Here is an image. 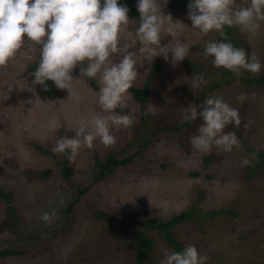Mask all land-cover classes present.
Listing matches in <instances>:
<instances>
[{
    "label": "rangeland",
    "instance_id": "374dc122",
    "mask_svg": "<svg viewBox=\"0 0 264 264\" xmlns=\"http://www.w3.org/2000/svg\"><path fill=\"white\" fill-rule=\"evenodd\" d=\"M249 2L236 0V5ZM165 12L177 19L179 30L174 37L165 33L162 43L188 44V57L176 66L159 55L148 61L135 35L139 19H131L120 44L137 60L133 87L143 89L153 68L159 66L147 101L137 103L129 90L116 111L135 115V123L114 128V144L97 140L93 148L83 147L71 160L53 148L61 136L75 134L82 116L103 114L97 99L98 78L76 79L71 92L50 81L57 94L54 99L41 85L30 91V74L38 65L40 50L30 41L0 66V188L11 195L17 213V220L12 215L7 219V202L0 197V250L24 251L0 257V264H138L142 234L155 241L149 264H159L165 250H175L164 232L127 222H168L189 210L195 211L192 218L172 227L183 248L194 244L208 257L206 264H264V161L257 156L264 154V85L248 87L243 78L249 72L242 70L238 75L215 67L211 57L204 58L205 42L222 38L215 31L202 34L191 27L187 4L174 7L168 0ZM229 28L227 38L237 39L239 47L264 62V21L256 35L239 26ZM79 67L74 76H79ZM201 72L209 83L192 90L190 78ZM263 74L264 68L257 73ZM241 92L247 99L237 101ZM211 95L223 96L239 107L241 125L230 124L224 131H236L240 150L226 152L214 146L208 153L196 151L189 136L197 131L200 120L180 131L185 121L182 110ZM22 100L34 103L22 108ZM110 153L118 160L132 159L104 180H95L100 172L95 155L105 159ZM244 156L252 163L243 165ZM66 168L72 171L70 177L64 175ZM78 198L77 207L67 212ZM53 208L57 214L52 222L42 221L41 212Z\"/></svg>",
    "mask_w": 264,
    "mask_h": 264
},
{
    "label": "clouds",
    "instance_id": "9594fccd",
    "mask_svg": "<svg viewBox=\"0 0 264 264\" xmlns=\"http://www.w3.org/2000/svg\"><path fill=\"white\" fill-rule=\"evenodd\" d=\"M167 4L168 0H137L139 24L135 35L148 61L159 55L176 66L188 57L190 46L162 43L165 33L174 37L179 30L177 19L165 12ZM187 8L191 27L202 34L215 31L222 38L206 41L203 49L204 58L211 57L215 67L238 75L243 71L257 74L264 68L260 57L234 45L225 31L226 27L239 26L241 31L256 35L264 21V0H250L240 6L236 0H188ZM128 13V6L120 0H0V66L7 65L26 41L40 46L38 65L30 74L32 87L27 89L33 91L36 85L48 89V81H53L58 89L71 92L76 79L98 78L97 99L103 114L82 116L75 134L61 136L53 148L70 160L83 147L93 148L97 140L114 144L113 129L131 127L136 121L135 115L116 111L138 77L135 54L120 44L121 33L131 21ZM120 53L114 60L113 56ZM78 65L79 76H74ZM208 83L203 72L194 73L189 86L196 90ZM246 99L243 92L236 96L237 101ZM25 103L34 101L22 100L20 106L24 108ZM181 116L185 121H202L189 136L196 151L208 153L214 146L226 152L241 149L236 131H224L230 124L241 125L240 109L223 96L211 95L201 103H191ZM251 163L249 156L242 158L243 165ZM56 214L55 208L44 210L40 219L51 223ZM207 260L194 244H188L180 251L165 250L159 264H206Z\"/></svg>",
    "mask_w": 264,
    "mask_h": 264
},
{
    "label": "trees",
    "instance_id": "16d2710c",
    "mask_svg": "<svg viewBox=\"0 0 264 264\" xmlns=\"http://www.w3.org/2000/svg\"><path fill=\"white\" fill-rule=\"evenodd\" d=\"M169 1L171 2V5H173L174 7H177L178 4H182V5L188 4V0H169ZM120 2L124 3L128 6V8H129L128 15H129L130 19H132V20H136V19L138 20L139 19V13H138L137 8H136L137 0H120ZM228 28L229 27H227V29H225V31H228L227 34L229 36L231 34V32H230V28L229 29ZM228 39L231 40V42L234 45H236L237 47H239L241 45L240 42L237 41V39H233L231 37H229ZM158 72H159V66L156 65L153 68V70L151 71L150 79L146 82V86L143 89L135 88V87H132L130 89V92L132 93V95H133L134 99L137 101V103H139L141 105L145 104V102L147 101V97L149 95V92H150L151 80L157 75ZM250 74L252 75V77L249 76ZM249 75L247 78H243L244 83L248 87L264 85V74L262 76H258L257 74L249 73ZM48 84H49V87H48V89H46V94L49 97L54 99V98H56L57 94L55 93L53 87L50 86V81H48ZM94 86L97 87L95 83H94ZM190 125H191V121H184V123L179 127V129L181 131L185 128H188ZM42 152H47V151L42 149ZM257 156L262 161H264V154H257ZM94 158H95V162H96V167L98 169H100L99 174H97V176L95 178V180H97V181L104 180V178L106 176L107 177L110 176L116 168L127 165L132 159V158H128L125 160H118L114 153H110L109 155H107V157L105 159H100L101 158L100 155H95ZM208 159H209V157H208ZM208 159L206 161H208ZM64 175H65V177L66 176L70 177L72 175L71 169H67L66 171H64ZM249 176H251V174ZM84 193H85V191L80 192L81 195ZM0 197L7 202L6 203V205H7V208H6L7 219L11 220L13 217H8V216L12 215V216H14V219L17 220L15 217V216H17L16 210L13 207V205L11 204V195H9L7 192H5L3 190V188H0ZM79 200L80 199L78 198L76 201L72 202L69 205L67 212L72 213L73 210L79 204V202H80ZM194 213H195V211H193V210L183 212L179 215L173 216L168 222H158L157 220H149L147 222H139L138 220L133 219V220H129L127 223H129L130 226L133 225L132 223H136L142 227H150V228H154V229H157L159 231L164 232L168 243L173 245L176 251H180L183 249V247L175 238L174 233L172 232V227L191 219L192 216L194 215ZM212 214L215 215L216 213H212ZM107 218L110 220H113V218L111 216H109ZM2 225H4V227H6L7 222H3ZM154 244H155V241L152 238H148V236H146L145 234H142V237L139 239V242L137 244V262H138V264H149L151 254L153 253ZM18 254L23 255L24 251H22V250L17 251V250L11 249V248H6V250H4V249L0 250V257L1 258H7V257L15 256Z\"/></svg>",
    "mask_w": 264,
    "mask_h": 264
}]
</instances>
